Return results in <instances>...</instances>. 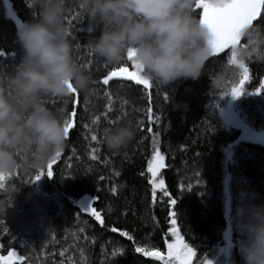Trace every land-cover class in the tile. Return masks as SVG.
Listing matches in <instances>:
<instances>
[{"label":"trees","instance_id":"obj_1","mask_svg":"<svg viewBox=\"0 0 264 264\" xmlns=\"http://www.w3.org/2000/svg\"><path fill=\"white\" fill-rule=\"evenodd\" d=\"M199 19L197 0H0V264H166L171 230L190 264L227 232L231 264H264V145L220 116L264 131V0L202 62Z\"/></svg>","mask_w":264,"mask_h":264},{"label":"rangeland","instance_id":"obj_2","mask_svg":"<svg viewBox=\"0 0 264 264\" xmlns=\"http://www.w3.org/2000/svg\"><path fill=\"white\" fill-rule=\"evenodd\" d=\"M229 1L230 0H197V6L200 9L199 30L204 36L205 40V45L199 56V62H202L208 56L216 54L228 46L234 47L238 38L241 35V33L237 31L227 32L219 30L214 24V19L216 15ZM48 55L49 53L46 52V56ZM58 64L59 76H64L63 65L60 63ZM229 103H231L229 100L225 103V105L221 109L220 116H222L223 119L226 116H229V121L233 124L235 120H239L241 122V117L239 116L237 111L233 109L234 105L232 104L233 108L228 107ZM238 129L241 138L264 145L263 130H255L247 124H242ZM65 131L66 129L63 130V134ZM228 155L229 153L227 154V156ZM162 165V156L157 151L153 152L152 159L148 163L147 169L151 173V176L154 178L155 188L160 186V182L156 180L155 175L157 174L159 168L162 167ZM225 187L226 185H224V190ZM228 203L229 196L227 193H225L224 204L228 205ZM170 235L171 240L167 243L166 254L162 255L160 253H157V256L160 259H163L166 264H190L192 256L190 249L183 243L182 239L175 230H171ZM227 239L229 240V236L227 237ZM223 240L226 245L222 243L214 247L212 253L204 259L203 264H231L229 250L230 246L226 243V239ZM19 260L20 257L15 251H10L9 254L1 258V261L5 264H10L13 261Z\"/></svg>","mask_w":264,"mask_h":264},{"label":"water","instance_id":"obj_3","mask_svg":"<svg viewBox=\"0 0 264 264\" xmlns=\"http://www.w3.org/2000/svg\"><path fill=\"white\" fill-rule=\"evenodd\" d=\"M261 1L262 0H230L216 15L214 19L216 28L227 32H242L255 19ZM146 56L147 54L141 52L140 49H135L131 57L137 59L136 66L140 68ZM116 75H122V73L118 72ZM67 91H71V89L68 88ZM234 124L237 127L242 125L239 120H235ZM228 236L229 233L227 232L225 239L226 243L230 246L231 243L227 239Z\"/></svg>","mask_w":264,"mask_h":264}]
</instances>
